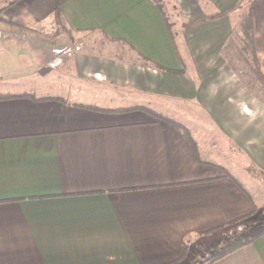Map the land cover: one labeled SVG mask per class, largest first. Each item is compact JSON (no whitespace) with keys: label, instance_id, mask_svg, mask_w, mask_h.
<instances>
[{"label":"crops","instance_id":"crops-1","mask_svg":"<svg viewBox=\"0 0 264 264\" xmlns=\"http://www.w3.org/2000/svg\"><path fill=\"white\" fill-rule=\"evenodd\" d=\"M168 1L239 7L178 32L157 0H0L43 43L0 38V264H202L263 215L264 102L225 56L250 8L264 74V0ZM57 18L78 50L41 40ZM256 235L209 264H264Z\"/></svg>","mask_w":264,"mask_h":264},{"label":"rangeland","instance_id":"rangeland-1","mask_svg":"<svg viewBox=\"0 0 264 264\" xmlns=\"http://www.w3.org/2000/svg\"><path fill=\"white\" fill-rule=\"evenodd\" d=\"M159 3L161 4L162 8L165 10L167 13V16L169 20L172 22L174 26V30H178V32H183L186 30V26L192 24H186V21L183 20L182 18V13L181 9L176 3L170 2L168 0H158ZM246 7V5H245ZM55 28H51L50 30L45 31V35H47V39H41L43 42H47L46 40L51 39L54 40L56 45H59L60 47H63V49L58 50L63 54H69L70 52H74L75 50H78L81 44L83 45L84 42H79V39L81 38L78 35H74L72 32H70L63 21L60 18H57L55 20L54 24ZM10 37L15 39L16 41H24V42H35V47L37 46H42V41H39L36 39V37H33V34H25L20 32L19 29L10 27V26H4L0 24V38L4 40H8ZM91 39V38H88ZM34 40V41H33ZM45 40V41H44ZM94 40V39H92ZM230 47L232 52H234V55L230 56H225L227 57V61L231 63L230 66L236 71L239 79L243 81L250 91L254 94L256 99L259 101L264 102V85L258 80V78L248 69V67L242 62L239 52L237 48L230 46L229 44L227 45ZM57 51V52H58ZM56 52V51H55ZM57 56L60 53H55ZM229 57V58H228ZM162 113V112H160ZM163 114L174 117L178 122H181L179 118L175 117L173 114H169V112H163ZM182 123V122H181ZM253 173H255L254 176H259L260 172L256 169L253 168ZM239 180H242L240 176L238 177ZM245 187L247 188H256L262 192H264L263 186L258 183L254 182L253 185L250 183H247L245 181H241ZM264 228V213L260 218H257L254 223H252L249 226H246L242 231L237 232L236 234H247L249 237H254L260 230ZM233 234L232 236H234ZM232 236L226 237L230 238ZM224 238V239H226ZM223 239V240H224ZM220 243L217 242L216 245L211 247L210 249H207L206 252L200 255L201 261H204L202 264H209L210 260L213 259V254L215 249H219Z\"/></svg>","mask_w":264,"mask_h":264},{"label":"trees","instance_id":"trees-1","mask_svg":"<svg viewBox=\"0 0 264 264\" xmlns=\"http://www.w3.org/2000/svg\"><path fill=\"white\" fill-rule=\"evenodd\" d=\"M158 1V0H157ZM245 0H240V4ZM159 2V1H158ZM239 4V5H240ZM239 6L233 8V10L238 9ZM223 12L214 16L206 17L203 20L192 23L186 28H191L195 25L205 23L207 21L219 20L227 16L231 11ZM228 44L237 48L239 56L248 67V69L258 78V80L264 85V74L261 71L260 62L256 53L255 38H254V20L252 10L250 8L244 13L240 22L235 27ZM249 172L254 176L253 169H249ZM257 235L254 237H249L247 234H235L230 238L222 240L219 249H215L213 254V259H218L224 257L243 246L251 244Z\"/></svg>","mask_w":264,"mask_h":264}]
</instances>
